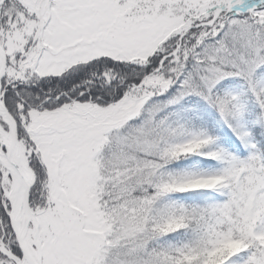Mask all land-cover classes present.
<instances>
[{"label":"snow or ice","instance_id":"6c2138e0","mask_svg":"<svg viewBox=\"0 0 264 264\" xmlns=\"http://www.w3.org/2000/svg\"><path fill=\"white\" fill-rule=\"evenodd\" d=\"M0 264H264V0H0Z\"/></svg>","mask_w":264,"mask_h":264}]
</instances>
